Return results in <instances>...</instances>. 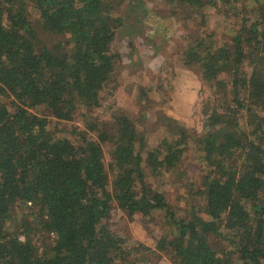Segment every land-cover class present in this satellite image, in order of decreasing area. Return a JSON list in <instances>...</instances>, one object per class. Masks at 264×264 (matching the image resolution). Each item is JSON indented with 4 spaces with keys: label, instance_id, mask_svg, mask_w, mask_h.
I'll return each instance as SVG.
<instances>
[{
    "label": "trees",
    "instance_id": "trees-1",
    "mask_svg": "<svg viewBox=\"0 0 264 264\" xmlns=\"http://www.w3.org/2000/svg\"><path fill=\"white\" fill-rule=\"evenodd\" d=\"M162 1L240 22L228 41L203 30L180 52L208 89L202 129L167 116L149 144L126 112L108 125L91 114L117 85L119 0H0V264H158L161 254L174 264H264V0ZM77 118V141L52 125ZM189 141L199 180L179 169ZM165 173L177 174L181 204L150 183ZM113 208L160 214L154 245L122 234ZM39 232L51 236L43 245Z\"/></svg>",
    "mask_w": 264,
    "mask_h": 264
},
{
    "label": "rangeland",
    "instance_id": "rangeland-1",
    "mask_svg": "<svg viewBox=\"0 0 264 264\" xmlns=\"http://www.w3.org/2000/svg\"><path fill=\"white\" fill-rule=\"evenodd\" d=\"M134 1L133 5L128 0H119L123 22L117 25L113 42V50L121 54L116 74L117 85L111 89L109 84L110 90L104 92L100 104L92 108L91 114L97 121L108 125L114 111L126 112L145 134L149 144H156L164 136L167 116L174 117L191 130H201V100L208 95V89L202 84L197 72L179 60L180 52L187 40H192L203 30L212 31L217 43L228 41L230 26L240 21L233 17L225 19L223 13L212 6L192 10L171 6L162 0ZM29 9L32 17L37 19L31 4ZM39 32L43 39H49L50 35L43 33L40 28ZM223 74L219 73L220 76ZM141 87L146 90V94L140 95ZM52 125H56L73 141L78 140V135L72 130L84 128L79 118L67 122L53 119ZM88 135H93L91 130ZM194 146L188 142L179 169L187 167L188 172L199 180L203 170L198 159L200 152ZM103 147L105 159L108 160V145L104 144ZM176 176L165 173L152 178L150 183L154 187L159 184L172 203L181 204L187 197ZM12 215L14 217V210ZM161 219L160 214L152 219L139 212L124 214L116 208L112 209L110 217L112 224L122 234L150 246L161 234ZM50 237L39 232L34 239L37 244L43 245V241ZM210 239L214 245L219 244L217 238ZM155 262L174 264L164 254L155 256Z\"/></svg>",
    "mask_w": 264,
    "mask_h": 264
}]
</instances>
